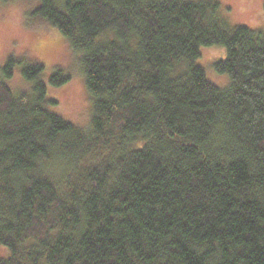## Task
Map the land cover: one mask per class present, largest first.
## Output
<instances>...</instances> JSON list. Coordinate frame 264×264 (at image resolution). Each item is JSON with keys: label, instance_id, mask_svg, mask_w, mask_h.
<instances>
[{"label": "trees", "instance_id": "trees-1", "mask_svg": "<svg viewBox=\"0 0 264 264\" xmlns=\"http://www.w3.org/2000/svg\"><path fill=\"white\" fill-rule=\"evenodd\" d=\"M38 1L90 114L54 108L61 69L23 64L13 91L0 66V264H264V29L219 0Z\"/></svg>", "mask_w": 264, "mask_h": 264}, {"label": "rangeland", "instance_id": "rangeland-1", "mask_svg": "<svg viewBox=\"0 0 264 264\" xmlns=\"http://www.w3.org/2000/svg\"><path fill=\"white\" fill-rule=\"evenodd\" d=\"M263 1L219 0L223 20L230 27L243 25L252 29H264ZM38 6V0H0V66L9 58H14L19 63L13 76L7 80L13 91H24L30 87L21 74L23 64H42L46 79L56 69L68 73L71 79L66 85H48L50 95L58 101L54 108L62 117L85 125L90 114V96L85 90L84 77L80 73V58L76 56L77 60L75 59L68 42L55 28L34 16V10ZM225 56V48L210 46L201 50L198 60L208 79L221 88L226 87L228 77L216 73L213 65ZM0 256H4L1 249Z\"/></svg>", "mask_w": 264, "mask_h": 264}]
</instances>
